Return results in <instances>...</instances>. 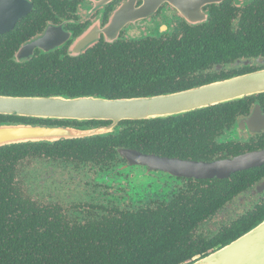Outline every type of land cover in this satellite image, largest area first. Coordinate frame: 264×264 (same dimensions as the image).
<instances>
[{"label": "flooded vegetation", "instance_id": "flooded-vegetation-1", "mask_svg": "<svg viewBox=\"0 0 264 264\" xmlns=\"http://www.w3.org/2000/svg\"><path fill=\"white\" fill-rule=\"evenodd\" d=\"M15 1L20 14L12 27L0 34V50L12 51L6 56L9 61L22 64L49 55L72 61L113 50L125 51L130 57L138 56L139 64L134 58H114L104 61L105 70L123 75L127 85L126 81L136 76L143 63L157 80L149 81L148 90L152 85L162 88L159 93L132 98L179 93L264 69V0ZM89 35L91 39L81 49L79 43ZM41 41V47L17 60L22 47ZM145 50L147 57L140 55ZM154 57L163 65L161 70L151 69ZM241 101L238 108L217 105L181 115L204 110L208 123L203 132L195 123L196 131L182 134L179 141L135 139L131 146L107 150L100 147L86 156L30 160L19 173L23 191L36 204L37 215L54 222L65 218L83 223L108 217L109 212L157 210L195 200L202 189H212L202 186L201 181L232 182L233 176L262 169L264 164L233 173L227 179H195L150 167L135 155L126 156L123 152L211 162L264 149V93ZM127 122L137 121H120L112 136L136 126ZM81 125L107 127L111 122L89 121ZM185 127L190 125L186 123ZM202 143L207 146L208 160L194 159L196 148ZM179 152L180 155L169 154ZM262 207L264 176L226 202L203 223L200 233L212 237ZM214 218H219V224ZM211 223L215 229H209ZM221 246L218 244L207 253Z\"/></svg>", "mask_w": 264, "mask_h": 264}, {"label": "trees", "instance_id": "trees-1", "mask_svg": "<svg viewBox=\"0 0 264 264\" xmlns=\"http://www.w3.org/2000/svg\"><path fill=\"white\" fill-rule=\"evenodd\" d=\"M11 54L12 51L0 50V95L59 94L69 98L93 95L114 99L162 90L157 85L148 90L149 81L156 83L157 80L154 81L149 66L143 63L136 76L126 81L127 85L120 73L107 72L105 60L134 58L139 64L138 56L130 57L121 50L72 61H60L50 55L37 56L22 64L9 61L6 56ZM140 55L149 56L147 50ZM154 58L151 69L157 67L161 70L163 65L156 62L158 57ZM242 102L234 101L218 108H238ZM205 112L127 122L136 126L119 136H112L110 132L105 134L107 136L0 147V264H188L208 255L207 251L216 245L225 246L251 230L264 219L263 207L234 221L212 237L200 233L203 223L226 202L262 179L264 168L235 175L232 182L201 181L202 186L212 189H202L195 200L186 203L157 210L109 212L108 217L87 219L83 223L65 218L54 222L46 216H38L36 204L23 191L19 173L30 160L81 157L95 153L100 147L107 150L115 146H131L135 139L170 138V141H179L182 134L196 131L195 123L203 132L208 123ZM84 123L0 115V125L52 124L75 128L85 127L81 125ZM186 123L190 127L184 128ZM200 138L205 139L203 135ZM206 149L202 143L196 148L194 159L208 160Z\"/></svg>", "mask_w": 264, "mask_h": 264}, {"label": "water", "instance_id": "water-1", "mask_svg": "<svg viewBox=\"0 0 264 264\" xmlns=\"http://www.w3.org/2000/svg\"><path fill=\"white\" fill-rule=\"evenodd\" d=\"M16 5L15 0H0V34L8 31L19 16L20 10ZM89 39L90 35L82 39L79 43L81 49ZM42 43L43 41L22 47L16 55L17 60L29 56L37 46L41 47ZM262 93L264 69L187 91L154 97L109 99L93 95L72 98L61 95H0V115L4 116L78 123L111 122L110 126L97 128L2 124L0 147L105 135L117 131L116 125L120 121L166 119ZM256 122L255 119L254 123ZM123 153L126 156L135 155L142 163L172 175L195 179H227L233 173L264 164V149L211 162L141 156L128 150ZM188 264H264V219L234 241Z\"/></svg>", "mask_w": 264, "mask_h": 264}, {"label": "rangeland", "instance_id": "rangeland-1", "mask_svg": "<svg viewBox=\"0 0 264 264\" xmlns=\"http://www.w3.org/2000/svg\"><path fill=\"white\" fill-rule=\"evenodd\" d=\"M237 212H238V213H242L243 211L238 210ZM218 219H219V218H214V222L216 223V225L219 224V223H218V222H219ZM209 229H211V230H212V229H215V228H213V224H212V223L209 225Z\"/></svg>", "mask_w": 264, "mask_h": 264}]
</instances>
